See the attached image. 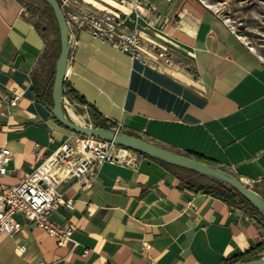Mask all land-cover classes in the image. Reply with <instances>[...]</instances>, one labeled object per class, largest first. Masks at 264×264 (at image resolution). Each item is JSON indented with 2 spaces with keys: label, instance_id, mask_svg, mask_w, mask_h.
Wrapping results in <instances>:
<instances>
[{
  "label": "crops",
  "instance_id": "obj_1",
  "mask_svg": "<svg viewBox=\"0 0 264 264\" xmlns=\"http://www.w3.org/2000/svg\"><path fill=\"white\" fill-rule=\"evenodd\" d=\"M24 1L0 0V148L12 154L10 173L0 182L8 185L78 137L47 105L59 37ZM145 2L153 10H141L138 25L127 24L164 42L194 71L166 74L72 31L65 82L120 131L199 157L264 196V61L198 0ZM80 3L95 13L128 11L119 0ZM13 95L18 101L9 107ZM72 104L80 121L94 125L83 103ZM129 160L102 164L90 187L73 180L57 186L73 209L62 205L49 219L72 226L67 245L16 214L22 226L0 236V264H225L264 246V225L217 197L189 190L181 170L135 152Z\"/></svg>",
  "mask_w": 264,
  "mask_h": 264
},
{
  "label": "built area",
  "instance_id": "obj_2",
  "mask_svg": "<svg viewBox=\"0 0 264 264\" xmlns=\"http://www.w3.org/2000/svg\"><path fill=\"white\" fill-rule=\"evenodd\" d=\"M65 17L69 34L72 31H84L123 54L137 60L141 65L170 74L185 69L194 71L190 62L177 58L173 51L157 39L144 38L136 28H130L131 22L138 25L141 10H153L145 0H119L120 8L95 13L83 9L80 0H57ZM131 13L135 17H131ZM189 56H193L191 52ZM18 96L7 100L9 107L17 104ZM65 107L69 101L64 97ZM112 130L120 131V124ZM130 150L104 142L93 137L78 136L72 142H62L50 155L43 158L35 170L18 184L8 185L0 182V236L13 235L20 230L22 223L14 218L16 214L23 220L43 230L55 239L58 245L72 242V226L57 224L49 219L52 211L64 205L73 209L70 200H64L56 190L61 182L73 180L82 187H90L97 176V168L104 163L125 166L130 163ZM11 151L0 148V177L10 173L8 169ZM75 246V243L73 244ZM20 252L24 248L18 247Z\"/></svg>",
  "mask_w": 264,
  "mask_h": 264
},
{
  "label": "water",
  "instance_id": "obj_3",
  "mask_svg": "<svg viewBox=\"0 0 264 264\" xmlns=\"http://www.w3.org/2000/svg\"><path fill=\"white\" fill-rule=\"evenodd\" d=\"M41 1H43L48 7L52 9L59 33L60 50L54 66V76L51 91L52 107L49 108V111L53 118L61 126L74 134L84 137H93L104 142L113 143L130 151H135L161 162L177 166L179 168L194 172L198 175L205 176L216 182L228 184L240 195H242L258 211L262 219H264V196H261L258 192L244 184L232 173L215 165L203 163L186 155L167 150L151 142H148L145 139L127 134L122 131L95 127L91 125H82L74 122L66 110L63 97V83L65 81L68 57L71 48L69 29L58 1ZM262 225H264V222H262ZM234 264H264V256Z\"/></svg>",
  "mask_w": 264,
  "mask_h": 264
},
{
  "label": "rangeland",
  "instance_id": "obj_4",
  "mask_svg": "<svg viewBox=\"0 0 264 264\" xmlns=\"http://www.w3.org/2000/svg\"><path fill=\"white\" fill-rule=\"evenodd\" d=\"M203 5L213 9L223 20H225L241 40L254 52L262 61H264V0H198ZM27 6L31 7L33 12L43 17L47 24L55 30L53 23L47 18L48 12L44 8V3L40 0H26ZM56 31V30H55ZM57 34V33H56ZM58 37V34H57ZM75 113L79 114L78 109L73 105H67ZM69 113V112H68ZM82 125H91L93 123L88 119H81ZM189 180L209 183L205 178L192 175L190 173L179 171ZM16 219V215L14 216Z\"/></svg>",
  "mask_w": 264,
  "mask_h": 264
},
{
  "label": "trees",
  "instance_id": "obj_5",
  "mask_svg": "<svg viewBox=\"0 0 264 264\" xmlns=\"http://www.w3.org/2000/svg\"><path fill=\"white\" fill-rule=\"evenodd\" d=\"M45 8H46V11L48 12L47 18L51 21V23H53L55 30H56V33L58 34V37H59L58 28H57V25L55 22V18H54L52 9L50 7H48L47 5ZM59 50H60V46L58 44V50H57V53L55 55V59H57V57L59 55ZM53 73H54V71H53ZM51 91H52V89H50V91H49V103H47L49 108L52 107ZM63 97L67 98V100L69 101L70 104H72V102H77V103H81V104L83 103L87 107L88 114H89L90 118L93 120L95 127H101V128H106V129H114L116 127L115 122L103 118L91 105H88L85 102V100L72 88V86H70V84L66 83L65 81L63 83ZM78 136H80V135H78ZM136 137H138V136H136ZM131 152H135V151H131ZM135 153H138V152H135ZM138 154L145 156L147 158H150L152 160H156V159H153L147 155H144L141 153H138ZM186 156L191 157L193 159H196L198 161H201L203 163L213 165V164H211V163H209V162H207V161H205L199 157L192 156V155H186ZM156 161L167 166V167L178 169V170L190 173L192 175L207 179L209 181V183H201V182H197V181H193V180H187L185 185L189 190H191L195 193H203V194L212 195V196L217 197V198L221 199L222 201H224L230 205L238 207L244 213H246L248 216L256 219L261 224H262V222H264V219H262V217L260 216L258 211L242 195H240L235 189H233L230 185L223 184L220 182H216V181H214L210 178H207L205 176L198 175L194 172L179 168V167L174 166V165H170V164L161 162L159 160H156ZM262 251H264V246H258L256 253H253L251 251H247L241 255L234 256L232 258L227 259L225 264H234L237 262L257 259V258H259V254Z\"/></svg>",
  "mask_w": 264,
  "mask_h": 264
},
{
  "label": "bare ground",
  "instance_id": "obj_6",
  "mask_svg": "<svg viewBox=\"0 0 264 264\" xmlns=\"http://www.w3.org/2000/svg\"><path fill=\"white\" fill-rule=\"evenodd\" d=\"M68 112H69V115L71 116V118H72L74 121H80V120H79V117L73 113V111H72L71 108H68Z\"/></svg>",
  "mask_w": 264,
  "mask_h": 264
}]
</instances>
